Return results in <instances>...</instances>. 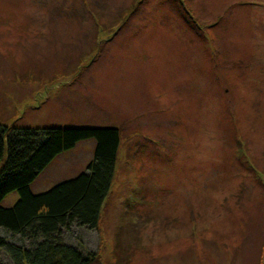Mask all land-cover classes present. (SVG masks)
Instances as JSON below:
<instances>
[{
  "label": "rangeland",
  "instance_id": "obj_1",
  "mask_svg": "<svg viewBox=\"0 0 264 264\" xmlns=\"http://www.w3.org/2000/svg\"><path fill=\"white\" fill-rule=\"evenodd\" d=\"M0 122L118 128L96 225L61 229L89 264H264V0H0Z\"/></svg>",
  "mask_w": 264,
  "mask_h": 264
},
{
  "label": "trees",
  "instance_id": "obj_2",
  "mask_svg": "<svg viewBox=\"0 0 264 264\" xmlns=\"http://www.w3.org/2000/svg\"><path fill=\"white\" fill-rule=\"evenodd\" d=\"M86 138L94 146L83 171L46 190H30V182L55 155ZM118 144L114 126L19 127L0 122V202L10 191L18 194L13 204L0 203V248L10 264L91 262V254L63 241L61 229L71 223L96 225Z\"/></svg>",
  "mask_w": 264,
  "mask_h": 264
}]
</instances>
